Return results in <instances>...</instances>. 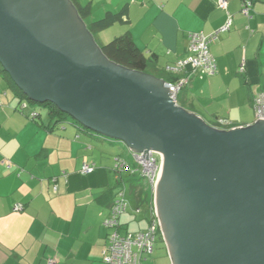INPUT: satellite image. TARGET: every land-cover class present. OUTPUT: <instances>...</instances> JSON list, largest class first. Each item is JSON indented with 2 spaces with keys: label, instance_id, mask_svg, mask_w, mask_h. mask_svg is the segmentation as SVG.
<instances>
[{
  "label": "crops",
  "instance_id": "crops-1",
  "mask_svg": "<svg viewBox=\"0 0 264 264\" xmlns=\"http://www.w3.org/2000/svg\"><path fill=\"white\" fill-rule=\"evenodd\" d=\"M220 1L76 0L90 8L83 18L88 28L126 9L122 22L92 33L96 43L103 46L130 33L147 58L156 57L147 74L165 82L172 78L168 68L188 57L191 34L211 35L231 19L230 30L210 46L217 74L188 73L187 88L179 95L187 111L212 127L229 122V131L256 124L253 98L264 92V0H252L249 17L242 0H223L226 9ZM22 101L0 70V264H46L49 258L56 264H105L111 231L103 222L124 186L114 170L122 157L113 149L123 146L69 120L55 124L30 103L22 109ZM33 111L39 114L36 120L29 118ZM84 163L91 173L83 174ZM130 195L137 205L127 197V212L131 206L134 216L154 202L146 182L140 200ZM130 221L121 217L122 234ZM150 259L145 264H174L169 251L165 262Z\"/></svg>",
  "mask_w": 264,
  "mask_h": 264
},
{
  "label": "water",
  "instance_id": "water-1",
  "mask_svg": "<svg viewBox=\"0 0 264 264\" xmlns=\"http://www.w3.org/2000/svg\"><path fill=\"white\" fill-rule=\"evenodd\" d=\"M0 64L30 101L160 156L154 205L174 264H264V121L209 126L165 81L105 58L70 0H0Z\"/></svg>",
  "mask_w": 264,
  "mask_h": 264
},
{
  "label": "built area",
  "instance_id": "built-area-1",
  "mask_svg": "<svg viewBox=\"0 0 264 264\" xmlns=\"http://www.w3.org/2000/svg\"><path fill=\"white\" fill-rule=\"evenodd\" d=\"M242 12L245 16L249 17L252 11V0H242ZM221 9H226L227 5L225 1L219 2ZM231 19H228L226 25L211 35L204 34H191L189 36V48L188 57L184 60L178 61L173 67H169L168 71L179 79L176 82H166V87L177 100V96L187 87L189 78L186 76L188 73L194 74L196 72H204L208 76H214L217 74V61L213 57L210 51L211 44L217 39V37L226 33L231 28ZM244 68H242L243 70ZM190 70V71H188ZM29 106L28 101H22L21 108L26 109ZM253 108L256 116V123L264 121V92H256L253 98ZM39 117L38 112L33 111L29 118L35 120ZM214 129L227 131L231 127V124L226 121H220ZM135 163L136 171H141V176L145 179L154 191L157 181L161 172V159L160 156L151 153L149 155L144 154H132ZM116 173L121 179L123 171L125 169L130 170L129 166L122 159H116ZM133 170V172H135ZM93 171V168L84 163L82 172L83 174H89ZM55 190L57 188L55 187ZM125 190H121L116 195L111 208L109 209L108 216L104 219L103 226L105 229L111 231L107 238V244L104 250V263L105 264H142L143 256L151 255L154 253L155 244L160 230V221L155 208L154 202L151 205L152 218L147 230L139 232H125L121 233V217L128 210V202L126 199ZM17 210H23V207L18 205ZM46 264H56L51 258L47 260Z\"/></svg>",
  "mask_w": 264,
  "mask_h": 264
},
{
  "label": "trees",
  "instance_id": "trees-1",
  "mask_svg": "<svg viewBox=\"0 0 264 264\" xmlns=\"http://www.w3.org/2000/svg\"><path fill=\"white\" fill-rule=\"evenodd\" d=\"M70 1L77 8V11H78L79 16H80L81 19L87 17L90 14L89 6L83 7V6L79 5V4H77L76 0H70ZM125 13H126V9H124L120 13H108L103 19H101V20H99L97 22H94L88 28V30L90 31L91 34L92 33L94 34L95 32H99V31L105 30V29L109 28L110 26H112L113 24H115L117 22H122V17H123V15ZM99 47L101 49L102 54L110 62L115 63V64H117V65H119L121 67L127 68V69L132 70V71L148 73L149 67L152 64H154V62H156V59H155L156 57L155 58L154 57L153 58H147L142 53V51L136 46V44L133 41V38H132L130 33H126L125 35H122V36H120L118 38H115L112 42L108 43L107 45H103V46H99ZM0 70L5 75L6 79L8 80V82H9V84L11 86V88L14 90V92L18 96H20V98L23 101H28L30 104H36V103L30 101L27 98V96L15 85V83L11 80L10 76L6 73V71L3 69L1 64H0ZM170 74L172 75V78L170 80L166 81V82H176V81H178V79H179L178 76H175L172 73H170ZM186 88H184V90ZM179 95H181V94H179ZM179 95L177 96V100L176 101H177V103L179 104V106L181 108L186 110L185 106L182 104L181 97ZM42 106L47 107V109L49 110L48 114L52 118V120H55V124L62 123V122H65V121L69 120L71 123H74L75 125H77L81 130H83L85 132H88V133L94 135L97 138H100L102 140H108V141H111V142L113 141V142H116V143H120L119 141L106 138V137H104L101 134H98V133L92 132L91 130L86 129L85 127H83L82 125H80L79 123H77L73 119H71V117H69L65 113H62L55 105H53L51 103H45ZM131 155H132V153H131ZM118 159H121V158L119 157ZM135 165H136V163H135ZM115 167H116V160H115V166H114V170L116 172ZM125 170H127V169H125ZM132 172H133V170H132ZM121 174H123V173H121ZM117 180H118V184H122L123 183L122 176H121V179L119 177H117ZM145 182L146 181H145V179L142 176H140L138 178H135L134 180L130 181V186L131 187L129 189V192L137 200H140L142 195H143V183H145ZM123 189L126 190L125 185L123 186V188L121 190H123ZM125 194H126V192H125ZM112 204H111V206H112ZM111 206H110V208H111Z\"/></svg>",
  "mask_w": 264,
  "mask_h": 264
},
{
  "label": "rangeland",
  "instance_id": "rangeland-1",
  "mask_svg": "<svg viewBox=\"0 0 264 264\" xmlns=\"http://www.w3.org/2000/svg\"><path fill=\"white\" fill-rule=\"evenodd\" d=\"M104 39H106V37H104ZM113 40L114 39H109L108 41H106L107 43H105L104 45H107L108 43L112 42ZM32 105L36 108V110H38V112L42 113L43 115H48L49 110L47 109V107L39 105V104H32ZM111 150H112V148H111ZM113 151L117 155L121 154L122 160H125L127 165L131 169L130 171L125 170L123 172L122 180L124 181V185L126 186V190H125L126 198L128 197L131 205L136 206L137 204L135 203L134 198L129 193V187H130V181L141 176V171L135 170V168H136L135 160H134L133 156L131 155L130 151L125 146L114 148ZM132 170H135V172H132ZM121 186H123V184H121ZM126 216H129L131 219V221L128 225L129 227H127L128 229L125 228L127 231L133 233V232H139L141 230H147L149 227V222L152 218L151 206L150 207L148 205L142 206L141 207V213L138 215H135V216L132 215L131 206H130L129 211L127 213H125L122 217H126ZM144 228H146V229H144ZM167 251L168 250L166 247V243L163 239V236L161 235V233H159V235L157 237V242L155 244L154 253L149 255V256H147V255L143 256L142 264L149 262L151 260L150 258H152L153 256L154 257L157 256L158 258H162L164 261V259L167 258Z\"/></svg>",
  "mask_w": 264,
  "mask_h": 264
}]
</instances>
